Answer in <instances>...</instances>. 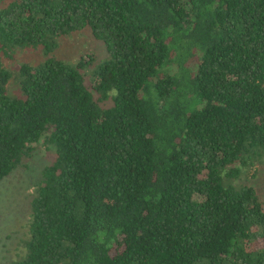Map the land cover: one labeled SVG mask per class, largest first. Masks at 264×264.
<instances>
[{"label": "trees", "instance_id": "obj_1", "mask_svg": "<svg viewBox=\"0 0 264 264\" xmlns=\"http://www.w3.org/2000/svg\"><path fill=\"white\" fill-rule=\"evenodd\" d=\"M43 143L9 264H264V0H0V182Z\"/></svg>", "mask_w": 264, "mask_h": 264}, {"label": "rangeland", "instance_id": "obj_2", "mask_svg": "<svg viewBox=\"0 0 264 264\" xmlns=\"http://www.w3.org/2000/svg\"><path fill=\"white\" fill-rule=\"evenodd\" d=\"M58 43L55 55L65 61L76 62L82 54L94 53L98 59L106 55L102 44L88 32L65 36ZM36 57L38 54L35 52L23 51L19 62L34 61ZM9 90H15L13 84H10ZM52 156L53 153L43 143L23 167L0 182V264H9L14 255L16 242L26 230L32 185L49 166ZM260 170L254 184L264 199V167Z\"/></svg>", "mask_w": 264, "mask_h": 264}]
</instances>
